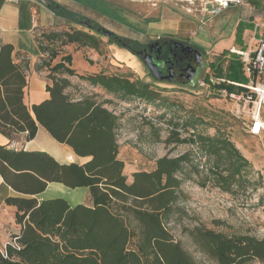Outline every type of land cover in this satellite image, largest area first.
I'll list each match as a JSON object with an SVG mask.
<instances>
[{
	"label": "trees",
	"instance_id": "16d2710c",
	"mask_svg": "<svg viewBox=\"0 0 264 264\" xmlns=\"http://www.w3.org/2000/svg\"><path fill=\"white\" fill-rule=\"evenodd\" d=\"M79 1L97 12L109 13L97 0ZM47 5L58 17L81 29L71 26L45 32L44 40L59 43L60 47L100 50L99 36L106 35L103 27L55 1ZM107 37L112 44L113 39ZM39 48L43 55L49 52L48 57L41 59V66L49 70L50 97L30 109L24 101L27 65L15 62L13 45L0 47V132L10 140L25 134V140L31 141L42 126L84 161L61 164L47 152L0 146V174L7 185L21 194L6 199L8 205L16 207L15 220L21 229L14 237L16 244L0 247V264H197L166 226L181 197V175L200 154L208 160L207 180L231 192L236 184L244 187L249 160L226 130L218 128L214 135H207L196 130L200 125L212 126L205 116L196 114L189 120L171 116L170 109L177 106L171 105L166 90L131 74L82 75V80L112 98L103 102L87 95L75 98L67 91L72 86L69 77L77 75L71 68L73 55L66 54L53 64L60 54L58 49L41 42ZM129 51L136 53L132 48ZM209 71L214 73L207 76V81L214 76L225 80L210 84V94L218 95L225 89L247 91L228 83H248L238 55L222 53L210 63ZM114 98L170 123L168 145L188 144L195 149L177 157L165 155L156 161L153 170L136 171L128 178L120 159L122 118L105 105L115 102ZM179 128L190 136L182 137ZM194 166L199 170L198 163ZM49 183L87 188L90 202L74 207L64 198L39 202L35 196L43 193ZM189 234L199 249L219 264H248L255 259L264 262V239L230 236L202 227Z\"/></svg>",
	"mask_w": 264,
	"mask_h": 264
},
{
	"label": "rangeland",
	"instance_id": "374dc122",
	"mask_svg": "<svg viewBox=\"0 0 264 264\" xmlns=\"http://www.w3.org/2000/svg\"><path fill=\"white\" fill-rule=\"evenodd\" d=\"M40 1L45 7L48 19L45 25L37 28V39L44 46L49 45L50 49H58L60 54L53 64L59 62L66 54L73 55L71 68L76 70L77 75L69 77L72 86L67 91L71 95L75 98L87 95L95 97L99 102L107 101L112 98L111 95L101 88L93 87L80 76L99 72L131 74L134 78H140L166 90L165 95L170 99L171 105L177 106L170 109L171 116H179L184 120H189L196 114L205 116L207 123H211L212 126L200 125L196 130L207 135H214L218 128L226 130L237 148L249 160L250 167L246 173L244 187L236 184L231 192L223 191L212 181L207 180L209 166L208 160L203 156L201 161L205 164L204 169L200 167L199 170L195 169L194 164H197L196 159H199L196 155L193 164L181 175L184 179L181 197L176 205V212L166 226L174 238L192 255L195 262L219 264L203 253L193 241L189 231L195 228L212 229L230 236L249 235L264 239V134L259 137L249 134L244 124L246 118H241L242 122L234 118L232 101L220 94H210L209 88L198 86L199 81L206 80L209 74L213 75L214 72L209 71V65L218 57L199 50L201 61L189 82L173 81L172 76L170 78L168 76L166 81L157 82L142 57L135 55L132 61H126L119 55V51L133 54L129 48L139 51L146 45L165 39L190 45L187 39L173 33L178 18L188 14L187 4L176 0H97L108 9L109 13L106 15L93 10L84 1ZM49 1H55L74 14L97 23L103 27V33L106 31L113 33L114 37L110 36L113 43H109L110 39L106 35L99 36L102 40L99 51L76 48L74 45L60 47L59 43H48L43 38L45 32L62 31L71 26L81 29L80 25L58 17L48 7ZM251 37H255L252 42L239 41L237 48L244 51L254 50L257 40L264 39V25H259L257 35L253 34ZM44 55L48 57L49 52ZM114 99L115 102L105 105L122 118L119 130L120 159L125 163L124 173L128 178L136 171L153 170L156 161L165 155L177 157L195 149L188 144L168 145L167 139L172 129L170 123L160 120L151 112L138 110L133 106L127 108L121 101ZM170 117L168 116V119ZM181 133L182 137L190 136L185 130ZM68 161L83 163L84 160ZM83 202H90L89 193L84 196ZM248 264L264 262L255 259Z\"/></svg>",
	"mask_w": 264,
	"mask_h": 264
},
{
	"label": "crops",
	"instance_id": "0c3cea01",
	"mask_svg": "<svg viewBox=\"0 0 264 264\" xmlns=\"http://www.w3.org/2000/svg\"><path fill=\"white\" fill-rule=\"evenodd\" d=\"M244 1V5H232L215 17L200 12V3L196 2V11L180 16L173 33L187 39L190 46L198 51L217 57L233 48L238 49L236 45L239 41L252 42L255 37L251 36L257 35L259 25H264V0ZM47 19L48 14L40 0H0V47L3 44L13 45L15 62L27 65L24 101L30 109L50 97L47 91L49 70L41 66L44 55L36 35L37 28L45 25ZM119 55L126 61L136 57L124 51H119ZM0 146L15 151L47 152L61 164L72 163L68 159H81L71 147L57 142L42 126H39L36 137L31 141L25 140V134L10 140L0 132ZM86 194L87 188L72 189L61 183H49L47 189L35 198L39 202L64 198L74 207L84 203ZM19 196L21 194L7 185L3 178L0 180V247L13 242L20 233L21 227L15 220L17 209L6 203L7 198Z\"/></svg>",
	"mask_w": 264,
	"mask_h": 264
},
{
	"label": "built area",
	"instance_id": "2783aa9c",
	"mask_svg": "<svg viewBox=\"0 0 264 264\" xmlns=\"http://www.w3.org/2000/svg\"><path fill=\"white\" fill-rule=\"evenodd\" d=\"M177 2H185L187 12L194 13L196 9L195 3H200L199 11L211 17L223 14L232 5L241 6L245 4L244 0H176ZM1 28V26H0ZM257 46L254 50L247 51L236 48L231 49L232 54L240 57L244 63L245 75L248 78L247 84H239L228 81V83L245 88L244 92H230L222 90L220 95L233 103V115L238 118H246L244 122L247 131L253 136H262L264 134V39L257 40ZM224 79L211 77L209 81H199L198 86L201 88H209L210 84L224 83ZM127 108L131 104L123 103ZM117 114L116 112H114ZM119 115V114H117ZM196 159L200 168L204 169L205 164L201 161L202 157L198 154ZM0 180L2 177L0 176ZM13 243L16 244V239Z\"/></svg>",
	"mask_w": 264,
	"mask_h": 264
},
{
	"label": "flooded vegetation",
	"instance_id": "af4514ba",
	"mask_svg": "<svg viewBox=\"0 0 264 264\" xmlns=\"http://www.w3.org/2000/svg\"><path fill=\"white\" fill-rule=\"evenodd\" d=\"M135 52V55L143 59H151V62L162 72L165 81L168 76H172L173 81L189 82L191 74L201 61V53L197 49L183 42L169 39L146 45Z\"/></svg>",
	"mask_w": 264,
	"mask_h": 264
},
{
	"label": "water",
	"instance_id": "95a60500",
	"mask_svg": "<svg viewBox=\"0 0 264 264\" xmlns=\"http://www.w3.org/2000/svg\"><path fill=\"white\" fill-rule=\"evenodd\" d=\"M107 36H111L112 35V33L111 32H109V31H106V32H104ZM144 61H145V63H146V65L148 66V68L150 69V71H151V73H152V76L155 78V79H157V80H164L165 79V77L163 76V74H162V72L159 70V68L155 65V64H153L152 62H151V59H149V58H144ZM193 75H194V72L191 74V76H190V79H191V77H193ZM170 78V77H169Z\"/></svg>",
	"mask_w": 264,
	"mask_h": 264
}]
</instances>
